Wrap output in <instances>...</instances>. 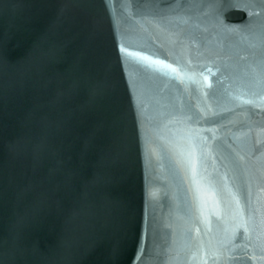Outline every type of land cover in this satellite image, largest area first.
<instances>
[{"label":"water","instance_id":"95a60500","mask_svg":"<svg viewBox=\"0 0 264 264\" xmlns=\"http://www.w3.org/2000/svg\"><path fill=\"white\" fill-rule=\"evenodd\" d=\"M0 264H264V0H0Z\"/></svg>","mask_w":264,"mask_h":264}]
</instances>
